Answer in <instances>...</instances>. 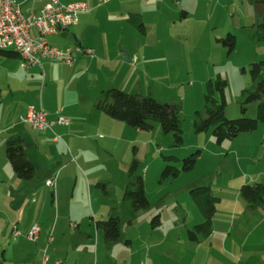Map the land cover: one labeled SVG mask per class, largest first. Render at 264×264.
<instances>
[{
  "label": "crops",
  "instance_id": "0c3cea01",
  "mask_svg": "<svg viewBox=\"0 0 264 264\" xmlns=\"http://www.w3.org/2000/svg\"><path fill=\"white\" fill-rule=\"evenodd\" d=\"M48 1L18 0L25 15L38 12ZM60 1H85L88 10L79 14L77 25L48 35L47 41L58 48L93 49V56L80 52L73 63L43 60L42 65L24 69L13 49L7 50L12 55L0 53V264H209L213 254L227 264H242L235 254H243L241 245L246 243L241 241H251L253 236L262 246L254 248L264 256V216L251 219L239 232L237 222L243 214L237 218L235 209L223 229L214 217L210 235L191 240L189 230L205 219L198 202L199 213L190 217L181 209L171 219L177 241H167L173 229L165 234V241H123V231L118 241L105 240L99 220L118 214L122 230L123 211L135 212L127 219L135 226L142 210H135L124 197L131 181L129 163L124 173L116 172L104 152L115 148V143L111 146L118 138L115 134H137L140 129L109 116L98 102L104 91L114 87L140 94L137 88L144 68L156 65L172 70L178 56L186 54L184 40L203 34L215 17L212 13L192 15L196 0ZM32 34L37 36L36 30ZM32 106L47 113L54 122L51 128L35 129L23 121ZM60 116L69 123H58ZM12 137L22 139L35 166L29 180L16 174L7 157L6 144ZM91 150L99 152L100 162L93 163ZM139 171L146 184L156 167L150 162ZM50 178L55 179L53 186L45 183ZM148 189L146 185V195ZM249 208L254 213L260 209ZM161 216L162 224L166 218ZM176 216L184 220L183 225ZM34 226L39 230L31 239ZM142 234L141 230L133 236L143 238ZM218 235L221 241H214ZM219 243L221 249L215 246ZM251 253L248 260L253 258Z\"/></svg>",
  "mask_w": 264,
  "mask_h": 264
},
{
  "label": "rangeland",
  "instance_id": "374dc122",
  "mask_svg": "<svg viewBox=\"0 0 264 264\" xmlns=\"http://www.w3.org/2000/svg\"><path fill=\"white\" fill-rule=\"evenodd\" d=\"M257 1L196 0L192 15L212 13L215 17L208 30L184 40L186 54L178 56L172 70L156 65L144 68L141 75L142 82L137 88L138 92L162 102L181 106L184 142L175 146L173 135L165 134L157 122H154L155 129L153 127L151 130H139L137 134L135 132L115 134L118 138L111 144L112 146L115 143V148L108 149V152L104 153H107L110 164L116 172L124 173L127 164L131 166L135 159L139 164L138 174L141 173L139 169L143 164L146 167L152 162L156 167V174L149 176V181L146 182L147 189L149 186L147 195L153 205L137 214L135 226L127 223V219L132 218L135 212L123 211L121 226L123 241L128 239L165 241V234L171 229L173 235H169L167 241H177L173 239L177 230L170 221L175 217L177 210H187L190 217L194 212L199 211V205L191 195V190L197 187H209L211 194L219 198L215 216L219 229L227 225V221H230V213L234 209L237 218L238 214H243L237 222L240 226L239 232L245 230L249 222L251 224V219L257 220V216L259 219L264 216V208L254 213L240 192L242 185L264 183V124L260 123L254 131L241 133L235 138H227L222 142H218L213 127L206 131H197L195 127V121L206 117L208 106L213 105V102H208L206 98L209 94L210 82L214 86L211 97L222 101V93L215 87L218 78L226 81L225 116L228 119L257 117V108L260 102H264V96L260 100L248 101L249 95L256 90L264 74L263 71L257 79H254L251 72L254 63L264 60V34L259 27L263 15L257 8L259 5ZM180 13L181 9L178 15ZM230 33L236 37V45L232 50L222 41ZM198 113L202 117L198 116ZM197 152L199 155L194 168L184 170V160ZM169 156H174L177 160H166L165 157ZM89 157L91 160H96L93 163L102 159L99 152L94 150H91ZM168 165L178 168L179 175L163 177L162 172ZM116 182L119 183V180L117 179ZM117 183L116 185H119ZM104 184L107 186L106 183ZM202 198L204 200L205 197L202 195ZM151 212L153 214H150ZM85 214L89 217L90 211L87 210ZM161 214L166 220L159 227L152 228L153 217ZM147 215H150L148 220L145 218ZM248 219L250 221H247ZM176 220L178 224H184L183 219L177 217ZM141 230L143 238H134L133 235ZM233 240V238L230 240L229 245H233ZM214 241H221V236H216ZM241 244H243L241 245L243 254L242 251H237L236 259L241 258L242 264H247L246 257L253 252L251 253L253 258L248 260L249 263L264 264L262 252L255 249H262V246H258L260 243L256 236H253L251 241H241ZM215 246L221 249L220 243ZM209 264H227V262L213 254Z\"/></svg>",
  "mask_w": 264,
  "mask_h": 264
},
{
  "label": "trees",
  "instance_id": "16d2710c",
  "mask_svg": "<svg viewBox=\"0 0 264 264\" xmlns=\"http://www.w3.org/2000/svg\"><path fill=\"white\" fill-rule=\"evenodd\" d=\"M258 3L263 4L264 0H258ZM263 20L260 23V31L264 34V12L262 13ZM225 45L230 46V50L236 45V37L233 34H228L226 39H222ZM16 52V51H15ZM1 54L12 55L13 53L7 50H0ZM19 55V54H18ZM264 71V60L254 63L251 69L254 79ZM209 94L206 95L208 102H213V105L208 106L207 116L200 121H195L197 131H206L211 127L214 128V135L218 142L224 139H232L241 133L251 132L258 128L259 124H264V102H260L257 108V117H241L238 119H228L225 116L226 100L225 87L226 81L218 78L216 81V89L222 93V101H217L211 96L214 93V86L210 82ZM264 96V74L257 84V88L252 92L248 101L260 100ZM98 107L107 113L109 116L125 121L133 128L140 130H151L154 122H157L165 134L173 135L175 146L181 145L184 142V133L181 124V106L175 103L162 102L154 97L144 96L137 93H131L121 88H110L104 91L102 98L98 102ZM198 116L201 114L198 113ZM202 117V116H201ZM7 157L16 172V174L29 180L35 174V166L28 159L23 141L19 137H12L6 144ZM199 152L192 154L184 160L183 169L190 170L194 168ZM166 160H177L174 156L165 157ZM138 162L135 159L130 166L129 173L131 181L125 188L124 197L130 201L133 208L137 211L147 209L150 205L146 195V184L144 177L137 173ZM180 170L174 166L168 165L162 172L163 177L178 176ZM104 186V184H102ZM241 194L247 200L249 206L253 209L264 208V183L255 182L245 184L240 187ZM191 195L200 204L204 212V221L195 225L189 230V238L193 241H198L201 236H208L212 232L213 220L216 215V204L219 198L211 194L209 187H197L191 190ZM202 195L205 197L204 200ZM121 217L118 214H112L107 219L99 220L97 226L104 233L105 240L108 242L118 241L121 236L120 229ZM153 227L161 224L160 216L155 215L151 221Z\"/></svg>",
  "mask_w": 264,
  "mask_h": 264
},
{
  "label": "built area",
  "instance_id": "2783aa9c",
  "mask_svg": "<svg viewBox=\"0 0 264 264\" xmlns=\"http://www.w3.org/2000/svg\"><path fill=\"white\" fill-rule=\"evenodd\" d=\"M87 10L88 4L85 1L64 4L60 0H49L38 12L25 15L21 11L18 0H0V43L4 46L22 47L25 52V61H21V66L24 69L42 65L43 60L62 59L73 63L80 52L93 56V49L58 48L51 45L46 38L50 34L58 33L61 29L77 25L79 14ZM33 30H36L37 36L32 34ZM23 121L40 130L51 128L54 124L48 119L43 109H36L33 106L29 108ZM58 123L68 124L69 119L60 116ZM45 183L53 186L55 179L50 178ZM38 230V226L32 227L29 237L35 239ZM17 234L18 231H15V235Z\"/></svg>",
  "mask_w": 264,
  "mask_h": 264
},
{
  "label": "bare ground",
  "instance_id": "6f19581e",
  "mask_svg": "<svg viewBox=\"0 0 264 264\" xmlns=\"http://www.w3.org/2000/svg\"><path fill=\"white\" fill-rule=\"evenodd\" d=\"M8 49H13L14 51H16L21 57V61H25V52L22 49V47L18 45H5L4 46L3 43H0V50H8Z\"/></svg>",
  "mask_w": 264,
  "mask_h": 264
},
{
  "label": "water",
  "instance_id": "95a60500",
  "mask_svg": "<svg viewBox=\"0 0 264 264\" xmlns=\"http://www.w3.org/2000/svg\"><path fill=\"white\" fill-rule=\"evenodd\" d=\"M257 8H258V10H259L260 13H263L264 12V6H263V4L259 3V5H258Z\"/></svg>",
  "mask_w": 264,
  "mask_h": 264
}]
</instances>
